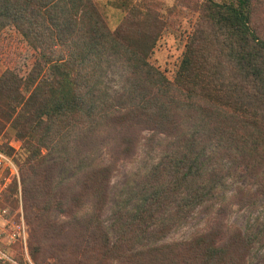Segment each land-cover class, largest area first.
Instances as JSON below:
<instances>
[{"label":"trees","instance_id":"trees-1","mask_svg":"<svg viewBox=\"0 0 264 264\" xmlns=\"http://www.w3.org/2000/svg\"><path fill=\"white\" fill-rule=\"evenodd\" d=\"M97 1L0 0V37L11 27L36 54L25 75L15 61L0 74V132L8 124L21 143L14 161L30 257L264 264V254L254 256L263 233L250 226L218 222L164 240L198 207L214 206L233 166L255 176L264 195V0H174L165 14L156 0H113L122 11L114 29ZM188 14L194 21L168 78L151 54L171 17ZM107 56L125 69L113 95L102 82ZM140 139L162 153L132 176V204L109 208L116 164L133 157ZM101 148L108 163L78 166ZM61 168L72 175L60 178ZM240 191L234 201L254 206L255 192Z\"/></svg>","mask_w":264,"mask_h":264},{"label":"rangeland","instance_id":"rangeland-1","mask_svg":"<svg viewBox=\"0 0 264 264\" xmlns=\"http://www.w3.org/2000/svg\"><path fill=\"white\" fill-rule=\"evenodd\" d=\"M157 8L163 14L174 4V0H156ZM97 7L111 29H114L122 16V11L113 0H98ZM193 15L180 16L176 19L173 15L169 21L167 29L159 36L153 52L151 62L157 66L164 74L171 78L178 65L181 53L184 49L185 39L188 35L191 24L194 21ZM35 52L28 47L20 36L8 27L0 37V74L6 68V65L15 61V67L19 74L25 75L35 59ZM125 69L111 56H107L105 68L102 75V82L105 92L108 95L118 93L124 87L123 77ZM147 135V131L142 132ZM18 142L19 148L13 151L8 146V142ZM0 142L2 146L10 153L15 155L20 150V141L15 136L14 131L7 124L0 132ZM1 146V147H2ZM161 151L152 146L144 144L140 139L136 152L131 159L117 162L110 179L109 190V208L116 202L129 201L132 191L135 188V182L132 181L134 174H139L147 169L159 158ZM52 158V157H51ZM109 162V153L104 149H98L91 154L85 155L80 160L79 165L89 163L106 164ZM225 165L226 162L224 161ZM72 170L61 168L58 170L60 178H69ZM14 185V186H13ZM13 186L12 190L9 188ZM259 187V180L245 171L242 166H233L229 175L226 177L224 187L218 193L217 201L213 207L201 206L192 212L179 225L174 227L164 240H182L188 239L194 233L206 231L211 225L218 222L236 226L244 230L247 226L254 231L263 233L264 240V195L256 192ZM245 193L246 191L255 192L252 199L255 201L254 206L248 203L237 204L235 194L238 190ZM0 203L7 208V215L0 220L1 234L0 247L6 253L9 259H0V264H37L30 257L28 250V240L31 233V225L25 217V212L21 197V182L11 180L10 183L1 192ZM109 209L105 212L104 218L107 219ZM109 223V220H106ZM19 230V231H18ZM17 231L19 236L17 235ZM15 235L13 237L12 234ZM264 254V245L257 246L254 249V256ZM251 264H256V259H250ZM42 264H52L48 258Z\"/></svg>","mask_w":264,"mask_h":264},{"label":"built area","instance_id":"built-area-1","mask_svg":"<svg viewBox=\"0 0 264 264\" xmlns=\"http://www.w3.org/2000/svg\"><path fill=\"white\" fill-rule=\"evenodd\" d=\"M0 142V196L3 189L6 187L8 183H10L11 180H19V172L17 169V165L14 161V156L12 153L8 152ZM8 146L13 149V151H17L19 148L18 142L15 143L8 142ZM7 215V208L0 203V220L4 218V216ZM19 231V230H18ZM17 231V235L19 236V233ZM3 233L0 227V236ZM15 235L12 234L11 237ZM1 242V237H0ZM0 259H9L6 253L1 249L0 247Z\"/></svg>","mask_w":264,"mask_h":264}]
</instances>
